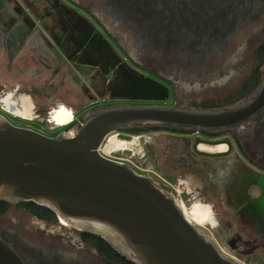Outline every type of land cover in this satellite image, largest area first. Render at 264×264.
Listing matches in <instances>:
<instances>
[{
	"label": "flooded vegetation",
	"instance_id": "1",
	"mask_svg": "<svg viewBox=\"0 0 264 264\" xmlns=\"http://www.w3.org/2000/svg\"><path fill=\"white\" fill-rule=\"evenodd\" d=\"M263 28L261 0H0V86L6 98L27 90L37 109L66 96L76 115L63 130H73L113 105L204 96L203 83L229 88L230 69ZM263 66L256 60L248 73L244 66L237 86L220 98L254 68L263 75ZM148 85L157 93L165 87V99H135L151 91ZM182 131L172 132L188 138H181L179 161L200 180L205 197L215 194L216 205L237 217L247 252L264 259V109L222 131L194 130L203 138L195 136L191 147L190 133ZM8 207H18L19 215L9 217L11 224L0 221V235L25 264H129L103 256L84 231H63L67 223L41 208Z\"/></svg>",
	"mask_w": 264,
	"mask_h": 264
},
{
	"label": "water",
	"instance_id": "2",
	"mask_svg": "<svg viewBox=\"0 0 264 264\" xmlns=\"http://www.w3.org/2000/svg\"><path fill=\"white\" fill-rule=\"evenodd\" d=\"M148 88L134 98L165 99V87L159 93L153 85ZM263 109L264 72L247 96L219 107L113 105L54 136L16 125L0 113V200L47 207L68 225L99 235L134 264H239L222 256L185 217L172 193L98 148L108 134L123 128L222 131ZM0 264H25L1 235Z\"/></svg>",
	"mask_w": 264,
	"mask_h": 264
},
{
	"label": "rangeland",
	"instance_id": "3",
	"mask_svg": "<svg viewBox=\"0 0 264 264\" xmlns=\"http://www.w3.org/2000/svg\"><path fill=\"white\" fill-rule=\"evenodd\" d=\"M263 33L264 28L256 37V41L246 47L242 57H240L241 61L238 63V65L230 69L232 72L231 79L235 80L231 83L229 88H227V86L224 87V85H220L222 82L219 84L212 83V85L211 83H207V86H210L206 88V83H203L200 86L203 85L204 87L200 88L205 89L203 92L205 94L204 96H194L179 93V95L173 100L180 106L196 107V104L200 103L202 100H205V97H223L224 94H226L229 90L237 86V81L239 80V70H242L244 66H246L245 72L248 73L250 67L255 65L256 58L254 57L253 50L262 40ZM215 85H217V87H213ZM3 94L2 87L0 86V97H3ZM25 95L27 96V90L22 89L15 93V95L11 96V99H13L15 103L13 108L14 111L22 112V108L20 106V104L22 105V102L20 101L22 100V96ZM52 100L54 102L48 107V104L45 103L41 104L39 109H37L38 104L33 102V107L31 110L32 112L23 118L19 117L18 115L12 116L3 113L1 110L0 113L16 125L29 127L48 136H54L59 131L63 130V126L67 125L71 121L72 115L73 113H76V110L73 105L67 101L66 96L60 93L55 95L54 99ZM165 102L166 103L164 104L167 105L172 104V97L166 99ZM57 108L58 110L55 113H52V111ZM44 110L46 112L43 114L38 113L40 111L43 112ZM183 130L184 131H181L190 133V147L195 136H197L199 140L203 138L201 134H198L193 129L189 130L184 128ZM192 131L194 132L192 133ZM172 132L173 131H169L167 129L144 130L138 134L129 135L123 130H117L109 134L104 139L101 145V151L110 158L121 157L125 163L136 165L138 167L151 168L173 183L180 182L179 189L181 190L182 199L184 201V205H181V208L184 211V214L206 233L210 241L217 248L220 254H222V256L239 264H264V259L260 258L256 251L252 250V253L247 252V248L244 243V238L246 237L245 234L241 232L242 230L240 229V222L237 217L222 210L220 207H218V205H216L217 196L215 194L210 193L205 197L200 192L201 182L197 177H195L190 172L180 173L179 175L172 174V176L167 174L166 169L168 165L166 162H174L181 166L182 163L179 161V154L185 145V141H183L181 138H187V136L184 134L182 136V133L180 132L176 134H172ZM171 137L176 138V140H170ZM120 140L128 141V143H124ZM167 145L172 151L169 154L170 160H167L168 154H165V150H163V147ZM202 146L203 144L201 143V147ZM202 148H205V146ZM197 158L201 160L199 156H197ZM157 167H159L160 170H158ZM193 208H197V211L196 215L192 217L189 215V212ZM18 210V207H8L5 213L0 216V221L5 224H11L12 222L9 220V217H12L14 214L19 215ZM65 227L67 229L65 230L63 228V231L69 233L70 235L76 234L70 228L71 225L67 224Z\"/></svg>",
	"mask_w": 264,
	"mask_h": 264
},
{
	"label": "trees",
	"instance_id": "4",
	"mask_svg": "<svg viewBox=\"0 0 264 264\" xmlns=\"http://www.w3.org/2000/svg\"><path fill=\"white\" fill-rule=\"evenodd\" d=\"M253 54H254V57L256 58L259 65L264 63V34H263L262 40L259 42V44L253 50ZM261 77H262V71L259 69V67H256L240 82V84L238 85L236 90H234L232 93L228 94L226 97H224L222 99L217 98V99L202 100L198 104V106L201 108L219 107L221 104L232 103V102L236 101L237 99L243 98V97L247 96L250 92H252L257 87V85L259 84V82L261 80ZM194 104H196V103H194ZM44 112H46V111L44 110L43 112L40 111L38 113L43 114ZM159 129H167V130H171V131L183 130L182 128H173V127H169V126H159V125L134 126V127H129V128H123L121 130L125 131L129 135H132V134H138L144 130H159ZM202 132L208 133L207 131H202ZM172 139L174 141L176 140V138L171 137L170 140H172ZM174 141H172V142H174ZM163 150H165V154H168L167 160H170L169 154L172 152L171 148H169V146L167 145V146L163 147ZM167 151H168V153H167ZM166 164L168 165L166 172L170 176H172V174L173 175H179L180 173L192 172L191 168L185 167V166H183V164L181 166L174 163V162L173 163L166 162ZM157 168H158V170H160L159 167H157ZM23 203L25 205H28L29 207H31V209H34L32 207L41 208L49 215V217L51 216V217H53V219L56 218L55 213L47 207L40 206V205L33 203V202H30V201L29 202H23ZM7 206H8V202L0 200V215L5 212ZM43 216H45V215L43 214ZM83 235L85 238L90 239L91 242L93 243V245L98 249V251L103 256H105L106 258H109V259L116 261L118 263L134 264V263L130 262L129 260L125 259L124 257H122L116 250H114L99 235H96L93 233H88V232H83Z\"/></svg>",
	"mask_w": 264,
	"mask_h": 264
},
{
	"label": "built area",
	"instance_id": "5",
	"mask_svg": "<svg viewBox=\"0 0 264 264\" xmlns=\"http://www.w3.org/2000/svg\"><path fill=\"white\" fill-rule=\"evenodd\" d=\"M14 106H15V103H14L13 99L6 98V97H0V110H1V112L9 114V115H12V116L18 115L19 117L23 118L19 114V112H16V111L13 110ZM120 141H122L124 143H128V141H125V140H120ZM101 145L98 148V151L102 155H104L105 157L110 158L108 155L103 154L101 152ZM120 150H123V149H120ZM110 159L115 160V161L123 162L121 157H113V158L111 157ZM130 166L132 167V169L134 170L135 173L140 174V175H145V176L152 177L155 182L160 184L163 188H165L167 191H169L170 193H172L174 195L175 199L180 204V206L184 205L183 199L181 198V192H180V189H179V186H178L177 183H173L172 181L168 180L167 178L162 176L160 173H158L157 171H155V170H153L151 168L138 167V166L132 165V164H130Z\"/></svg>",
	"mask_w": 264,
	"mask_h": 264
},
{
	"label": "bare ground",
	"instance_id": "6",
	"mask_svg": "<svg viewBox=\"0 0 264 264\" xmlns=\"http://www.w3.org/2000/svg\"><path fill=\"white\" fill-rule=\"evenodd\" d=\"M220 82V81H219ZM21 100V99H20ZM20 102H22V105L20 104V106H21V108H22V112H19V114L22 116V117H25L26 115H28L30 112H32L31 110H32V107H33V105H32V102H31V100L29 99V97L28 96H22V100L20 101ZM55 110V109H54ZM53 110V111H54ZM53 111H52V113H53ZM71 122V121H70ZM69 122V123H70ZM111 134V133H110ZM109 135V134H108ZM107 135V136H108ZM106 136V137H107ZM203 146H205V145H203ZM202 146V147H203ZM199 148H202L201 147V145L200 146H198ZM211 148V147H210ZM216 150H223L224 148H225V146L224 145H219V146H216V147H214ZM213 148V149H214ZM206 149V148H205ZM208 149V148H207ZM211 150V149H210ZM206 151V150H205ZM102 152V151H101ZM103 153V152H102ZM104 154V153H103ZM183 211V210H182ZM196 211H197V208H193L190 212H189V215L190 216H195L196 215ZM183 213H184V211H183ZM185 215V214H184ZM185 217L190 221V222H192L190 219H189V217L188 216H186L185 215ZM62 221H64L63 219H61ZM65 222V221H64ZM193 223V222H192ZM195 224V223H194ZM198 226V225H197Z\"/></svg>",
	"mask_w": 264,
	"mask_h": 264
}]
</instances>
